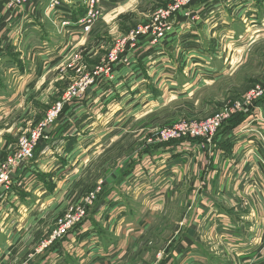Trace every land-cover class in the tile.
Masks as SVG:
<instances>
[{"label": "rangeland", "instance_id": "374dc122", "mask_svg": "<svg viewBox=\"0 0 264 264\" xmlns=\"http://www.w3.org/2000/svg\"><path fill=\"white\" fill-rule=\"evenodd\" d=\"M110 1L113 2L112 5H110ZM176 1L102 0V4L95 7L97 17L92 31L89 33L77 34L76 32H81L78 29L80 26L77 25L80 20L75 19L72 24L66 25L65 19L58 14L57 22H55L57 25L56 35L51 33L53 34L52 41L60 45L58 58L61 59V64L59 63L56 73H48L45 78L46 82L44 81L45 83L42 85V91L49 84V78H55L53 76L55 74L57 76L55 84L62 92L55 101L53 98L46 99L47 97L44 95L41 97L40 91L31 97L29 107L25 106L26 113L23 112L19 116L12 114V111L9 112V115L0 114V139L9 138L11 145V147L5 145L0 148V170L3 165L8 164L6 168L14 169L13 174H16L17 166H14L10 161L17 153L20 139L26 138L30 132L39 128L53 104L62 99L65 93L67 94L74 82L90 76L95 78L96 83L87 92L99 87L112 89L114 79L111 77L115 78L114 71L120 65L118 63L109 65L108 67L112 69V73H108L110 75L98 72L101 68L106 67L114 44L123 45V42H127L132 33L147 27V25L152 28L147 31L145 37L152 38L153 32H157L159 27L167 21L189 20L192 14L189 10L197 0L180 12L179 8L175 7ZM28 2L29 0H27V4H29ZM63 4L65 5L61 0L53 1L50 11L63 9L61 8ZM81 4L80 2L74 3V7ZM17 5L18 3H15L13 8ZM172 8L176 9L172 11ZM169 11L170 15L163 18V14H168ZM187 12L189 13L188 17L185 16ZM194 20L195 18L192 16L190 21ZM246 21H248L247 27L246 22L243 23L240 20L235 22V26L238 28L236 30L237 37L235 40H230L233 41L232 47L228 48L230 51L225 55L226 58H237L234 65L232 62L230 67L226 68L221 65L222 61H217L219 64L215 68L211 67L217 72L203 73V76L191 78L189 81L185 80L181 84L175 81V87L168 88L165 96L156 90L152 107L147 110L150 113L145 116L141 114L133 116L132 119L137 118V120L128 128L123 125V131L116 135V149L109 152H113L109 161L86 165L85 169L88 172L82 179L66 182V177L60 175L55 183L50 182L54 188L52 191L55 193L58 190L57 193L52 194L51 200L46 198L45 202L47 203L42 201L43 203L34 209L33 217L36 216L37 221L34 224H28L23 230L20 228V231L22 230L18 234L20 242L17 244L21 245L16 251L14 245L10 246L6 262L0 264H34V259L44 256L50 250H56L69 235H80L84 221H87L85 224L88 225H90L89 220L97 224L98 220L103 219L99 213L105 207L104 199L101 197H104L108 190L112 193L114 188L121 185L123 186L122 195H120L121 202L123 204L129 202V205L135 210L134 219H138L137 222L141 220V223L139 227L131 224L125 228V230H130L129 233L126 232L127 234L135 237L118 264H183L187 259L185 251L195 243L203 245L211 259L213 258L211 251L219 256H224V246L235 243L226 237L232 236L231 228L213 227V224L211 226L213 222L209 220H222L223 218L219 217L224 216L225 213H233L232 217L236 220H247L245 225L250 224L248 231L251 232V228H253L255 236L259 232V238H263L261 248L264 252V226L261 223V219H264V210H262V214L257 208L258 203L262 201L264 206V93L251 101L249 100L253 91L264 87V30L253 32V29H259L264 23V8H262L259 18H248ZM71 28L78 30L69 36L68 31ZM238 36H243V38L239 39ZM169 38L166 39L168 43L170 42ZM202 42L204 47H210L207 38ZM66 45L68 48L62 49ZM70 50H73L72 54H69ZM65 53L67 57H65ZM214 54L220 57L217 51H214ZM204 77L207 78L204 79ZM148 102L150 99L144 101L143 105ZM225 111L231 113L230 119L227 121L229 127L226 130H221L225 127L224 124L220 129L222 132L219 130L210 141L205 135L197 137L196 132L202 124L212 120L218 114L225 113ZM129 118L126 116L123 124L128 122ZM248 128H250L249 133L246 131ZM227 130L237 134L234 135L233 141L225 142V139L231 136L230 132V135L226 136ZM51 132L52 130L50 137ZM163 134L174 137L169 142H165L161 140ZM237 136L239 140L237 139L235 142ZM194 142L197 143L198 152L203 158L202 166L193 162L196 155L184 161L183 166L174 165L171 171H168L166 163H161L160 158L159 161H156L157 156L160 155H164L165 158L168 156L181 159L190 158L193 154ZM254 146L257 148L253 149ZM40 148L44 150L46 147H43L42 144ZM109 149L113 150L112 146ZM219 150L222 154L221 158L217 159ZM196 154L198 153L196 152ZM132 155H135V160L131 164V168L128 163L123 165ZM145 155H153V159L152 157L149 159L152 164L149 169H153V174L145 176L142 170L140 172L142 177L139 176L138 180L134 182L129 176V171L134 170L136 166L138 169H143L141 161ZM36 156L35 154L33 160L25 162L19 168V172L31 173L29 170H34L33 163L36 161ZM118 156L120 157L118 158ZM224 157L227 160L234 159V162L228 165L226 160H223ZM120 162L123 165V170L120 177L117 178L114 177V170L119 167ZM59 165L63 166L64 164L60 163ZM215 166L219 167L218 170L223 176L211 186L210 173L213 174V172L209 171L210 168L215 170ZM181 167V170L185 169L186 177H181L182 179L179 180V174L182 172L179 171ZM28 173L26 174L28 175ZM223 177L227 178V182H224ZM197 180L199 181L196 182ZM129 181H132L131 185H129ZM18 182H27V180L18 176L13 179V185L18 186ZM134 185L135 189H133ZM225 186L228 188L226 189ZM189 188L192 189V192L187 194ZM0 189H2L1 186ZM168 189L169 193L166 192ZM194 190L195 192H193ZM39 195L41 196V193ZM110 196L109 201L112 204L114 196L113 194ZM49 200L50 202H48ZM217 204L223 208L220 209ZM199 206H203V210L200 212L198 211ZM234 206H236L235 209H233ZM195 209L196 211H194ZM36 212L39 213V217ZM124 212L125 209L122 208L117 210L114 215L106 213L105 222L112 219L120 223L123 220ZM8 213L15 214L14 211ZM257 220L260 222L259 224ZM196 225H200L199 229H196ZM10 228L14 236L17 229L16 227ZM125 230L123 226H120L118 233L123 234ZM142 231L143 233H141ZM207 234L209 235L206 237ZM250 236L251 234L247 233V236L242 237V240H248ZM14 237L15 240L17 235ZM21 238H24L23 242ZM219 238H221L222 245L217 248L221 244ZM181 247H184L185 251L184 254L181 253V259L178 260L177 255L174 254L179 252ZM235 250L238 254H243L247 249L246 247H236ZM260 257L261 262L255 260L252 264H264V254ZM191 259L197 260L193 255ZM235 261L236 264H245L242 257L235 258ZM215 262L224 264L223 262H228V260H215ZM227 264H233V262Z\"/></svg>", "mask_w": 264, "mask_h": 264}, {"label": "crops", "instance_id": "0c3cea01", "mask_svg": "<svg viewBox=\"0 0 264 264\" xmlns=\"http://www.w3.org/2000/svg\"><path fill=\"white\" fill-rule=\"evenodd\" d=\"M53 1L55 0H29V4H27V0H16V3L19 2V4L15 8H7L0 13V114L9 115V112L12 111V114L19 116L23 112L26 113V107H29L30 100H32L31 97L40 91L41 97L44 95L47 97L46 99L53 98L55 101L62 92L55 84L57 82L55 74L53 75L55 78H49V84L42 91V85L46 82L45 78L48 73H56L59 63L61 64V59L58 58L60 45L52 41V35L55 36L57 32L55 22H57L58 14L70 24L75 19H83L87 14L88 5L86 0H61L65 3V5H61L63 9H59L60 12L59 10L50 11ZM78 2L82 4L74 7V3ZM110 3L112 5L113 2L110 1ZM262 8H264V0H197L189 10L192 13L191 18L176 22L175 30L169 38L172 43L152 46L147 39L143 40L138 48L127 52L130 64H119L120 67L115 69L112 89L99 87L96 90H90L81 100L68 105L61 120L51 129V139L45 144L46 148L44 150L43 148L42 150L41 148L37 149L36 165L33 163L34 170H29L31 173L26 172L28 175L24 171L19 172L18 176L27 180V182H18V184L23 183V187L13 185L7 191L3 188L0 189V240H2L0 242V263L6 262L10 246L14 245L15 251L18 250L21 245L17 244L20 242L18 234L25 226L37 221L36 216L33 217L34 209L43 202L47 203L45 201L48 198L51 200L52 194L57 193L58 190L55 193L52 191L54 188L50 182L55 183L60 175L66 177V182L82 179L88 172L85 169L86 165L109 161L113 153L109 152L116 149V135L123 131V125L128 128L137 120V118L133 120V116L138 114L145 116L150 113L147 110L152 107L156 90L165 96L168 88L175 87V81L181 84L185 80L189 81L191 78L203 76V73L217 72L214 69L219 64L217 61H222L221 65L226 68L230 67L232 62L234 65L237 58H226L225 55L230 51L228 48L232 47L233 41L230 40H235L237 37L236 30L238 28L235 26V22L237 20L246 22L247 27L246 19L259 18ZM192 16L195 18L194 21H190ZM78 29L71 28L68 31L69 36ZM261 30H264V23L259 29H253V32ZM31 38L33 40H30ZM205 38L210 42L209 48L204 47L202 41ZM238 38H243V36H238ZM67 48L66 45L62 49L66 50ZM72 51L70 50L69 54H72ZM214 51H217L220 57L214 54ZM64 55L67 57L66 53ZM212 66L214 68H211ZM206 78L204 77V79ZM148 99L150 102L143 105L144 101ZM123 116L130 117L124 124L125 117ZM225 128L221 130H225ZM249 130L250 128L246 129L248 133ZM229 132L231 136H229ZM225 134L229 136L225 142L233 141L234 135H237L230 130H227ZM237 139L239 140L238 136L235 142ZM258 141L257 144L260 146ZM5 145L11 147L9 138L0 139V148ZM111 146L113 150L109 149ZM193 148L190 158L181 159L175 156L165 158L164 155H160L157 156L156 161H159L160 158L161 163H166L168 171H171L174 165L183 166L184 161L196 155L193 162L202 166L203 158L198 152L197 143L194 142ZM256 148L253 147V149ZM219 149L221 150V146ZM220 150L217 159L221 158ZM152 156L145 155L143 157L141 161L143 169H138L136 166V170L129 171L132 181L138 180L142 170L145 176L153 174V169H149L152 166L149 160ZM226 157L223 160L231 165L230 163L234 162V159L227 160ZM180 159L181 161H179ZM134 160L135 155H132L123 165L128 163L131 168ZM152 162L154 163V160ZM60 163L64 165H59ZM123 165L120 162L119 167L115 168L114 177H120ZM181 169L182 167L179 171ZM214 169L210 168L209 171L213 172V174L210 173L211 186L223 176L218 170L219 167L215 166ZM181 171L179 180L186 177L185 169ZM114 177L113 179H115ZM226 179L223 177L224 182H227ZM30 180L31 182H29ZM132 181H129V185L132 184ZM122 188V185L116 187L112 193L108 190L106 195L101 197L104 199L105 207L99 215L103 216V219L98 220L97 224L89 220L90 225L85 224L87 221H84L80 235H69L56 250H50L44 256L34 259V264H118L135 237L127 234L130 230H125V228L131 224L139 227L141 223V220L137 222L138 219H134L135 210L129 205V202L124 204L121 202ZM133 189H135V185ZM169 191V189L166 190L168 193ZM190 192H192L191 188L187 194ZM111 194L114 196L112 204L109 201ZM262 204L263 201L259 202L257 208L263 214L264 206ZM217 205L220 209L223 208V206ZM122 208L125 209V212L120 223L112 219L105 222L106 213L114 215L117 210ZM235 208L236 206L233 209ZM201 210H203V206L198 207V211ZM9 211H14L15 214L10 215ZM36 213L39 217V213ZM232 216L233 213H225L224 216L219 217L223 218L222 220H209L213 222L211 223L213 227L231 228L232 236L226 237L235 243L224 246V256H219L210 250L213 258H209V253L199 243L190 245L186 251L184 247H181L179 252L174 255H177L180 260L181 253L187 252V259L183 264H218L215 260L222 259L228 260V262H223L224 264L231 262L236 264L235 258L241 257L245 264H252L255 260L261 262L260 256L264 254L261 248L263 238H259V232L255 236L253 228L251 229L254 232L248 231L250 224L245 225L247 220H236ZM261 220L262 226H264V219ZM217 222L218 225H216ZM252 222L254 223V220ZM257 223L260 222L257 220ZM120 226H123L125 233H118ZM10 227L17 229L15 240V235L13 236ZM196 227L199 229L200 225H196ZM20 228H22L21 231ZM145 230L143 231L145 232ZM247 233L251 236L248 240L243 241L242 237H246ZM221 238H219L221 244L217 248L222 245ZM21 240L23 242L24 238ZM236 247H246L247 250L243 254H238L235 250ZM192 255L197 260L191 259Z\"/></svg>", "mask_w": 264, "mask_h": 264}, {"label": "built area", "instance_id": "2783aa9c", "mask_svg": "<svg viewBox=\"0 0 264 264\" xmlns=\"http://www.w3.org/2000/svg\"><path fill=\"white\" fill-rule=\"evenodd\" d=\"M88 5V10L86 16L78 22L80 26L79 29L83 33H89L92 31V27L95 23V19L97 17V12H95V7L101 4L102 0H86ZM195 0H177L176 1V8H179V12L184 8H188ZM16 0H0V13L2 10H6L7 8L14 7ZM19 4V2H17ZM175 8V9H176ZM172 8V11L175 10ZM170 11L168 14H163V18L170 15ZM185 16L188 17L189 13H185ZM181 19V18H180ZM66 25H70V23H65ZM177 23L173 20L167 21L162 24L157 32H153L152 38H146L147 31L150 30L152 27L147 25L145 28H140L139 31L132 33L131 37L128 39L127 42H123V45L114 44L110 57L106 62V67L100 69L98 73H112L111 67L109 65H113L115 63L118 64H130V60L127 57V52L130 50L138 48L140 43L143 40L147 39L152 46H157L159 44H166L169 37L175 30V26ZM167 39V40H166ZM139 44V45H138ZM126 56V58H125ZM108 74V75H110ZM109 77V76H108ZM111 77V76H110ZM114 79V76L111 77ZM96 81L94 77L87 76L78 82H74L70 89L68 90L67 94L65 93L62 99H59L52 108L48 111L45 121L26 138L20 139L17 145V153L15 154L14 158L10 161L16 167V174H13L14 169H7L6 166L8 164L3 165L0 170V186L4 190H10L11 186L13 185V179L18 177L20 167L25 163L33 160L35 158V152L37 148L43 144V146L51 139L50 131L53 126L61 120L62 114L65 111V108L68 105H71L73 102L81 100L87 90L95 85ZM264 93V87L258 88L257 90L253 91L250 96L249 100L255 99L257 96H260ZM243 113V112H242ZM231 113L225 111V113L218 114L212 120L202 124L199 130L196 132L197 137H204L205 135L210 141L215 134L222 128L224 124L230 119ZM174 136L164 135L162 136L161 140L165 142H169L171 138ZM16 183V182H15ZM18 186L23 187V184L19 183Z\"/></svg>", "mask_w": 264, "mask_h": 264}, {"label": "trees", "instance_id": "16d2710c", "mask_svg": "<svg viewBox=\"0 0 264 264\" xmlns=\"http://www.w3.org/2000/svg\"><path fill=\"white\" fill-rule=\"evenodd\" d=\"M233 126H234V125H233ZM233 126H230V127H233ZM225 127H226L225 130H226V129L229 127V122H228L227 124H225ZM44 146H45V145H44ZM44 146H43V147H44ZM39 148H40V146H39ZM36 153H37V152H35V154H36Z\"/></svg>", "mask_w": 264, "mask_h": 264}]
</instances>
